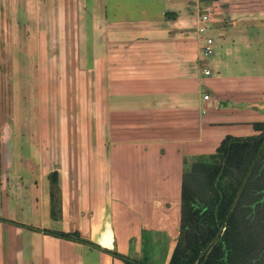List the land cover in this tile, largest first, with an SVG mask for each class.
Masks as SVG:
<instances>
[{
    "label": "crops",
    "instance_id": "1",
    "mask_svg": "<svg viewBox=\"0 0 264 264\" xmlns=\"http://www.w3.org/2000/svg\"><path fill=\"white\" fill-rule=\"evenodd\" d=\"M263 129L264 0H0V264H168L186 168Z\"/></svg>",
    "mask_w": 264,
    "mask_h": 264
},
{
    "label": "trees",
    "instance_id": "2",
    "mask_svg": "<svg viewBox=\"0 0 264 264\" xmlns=\"http://www.w3.org/2000/svg\"><path fill=\"white\" fill-rule=\"evenodd\" d=\"M51 177L53 207L58 198L56 173ZM180 229L168 264H262L264 129L247 137L226 135L205 161L186 168ZM53 232L87 241L77 232ZM117 255L131 264H148Z\"/></svg>",
    "mask_w": 264,
    "mask_h": 264
},
{
    "label": "built area",
    "instance_id": "3",
    "mask_svg": "<svg viewBox=\"0 0 264 264\" xmlns=\"http://www.w3.org/2000/svg\"><path fill=\"white\" fill-rule=\"evenodd\" d=\"M192 1V0H191ZM193 2L196 4V6H200L201 0H193ZM202 12L198 14L199 21L200 23L198 24L197 31L199 33H203L206 29L205 22L211 20V13L213 12V8L210 5H204L202 7ZM213 45H214V40L211 36H205L204 37V42L201 47V52L202 54L206 55L209 54L213 51ZM205 72H209L208 69H205ZM204 97H208V94H205Z\"/></svg>",
    "mask_w": 264,
    "mask_h": 264
},
{
    "label": "rangeland",
    "instance_id": "4",
    "mask_svg": "<svg viewBox=\"0 0 264 264\" xmlns=\"http://www.w3.org/2000/svg\"><path fill=\"white\" fill-rule=\"evenodd\" d=\"M14 55L16 60H18V65L20 64L21 59H18L19 57L21 58V54L20 51L14 50ZM17 69V68H16ZM26 78V75H24V73H22L21 68H18V71L16 73H13L12 75V82L14 83V92H15V108L16 111L18 113H22V109L24 107V98H23V94H22V85H20L21 83V78ZM29 102L32 104L34 101H32L31 99H29ZM18 104H22L21 109L17 108ZM191 227V226H190ZM116 264L120 263V260L117 259Z\"/></svg>",
    "mask_w": 264,
    "mask_h": 264
}]
</instances>
